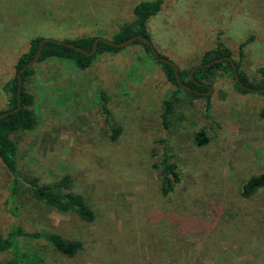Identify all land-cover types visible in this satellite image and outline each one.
<instances>
[{
	"label": "rangeland",
	"instance_id": "obj_1",
	"mask_svg": "<svg viewBox=\"0 0 264 264\" xmlns=\"http://www.w3.org/2000/svg\"><path fill=\"white\" fill-rule=\"evenodd\" d=\"M141 1L149 0H0V111L33 37L110 39L134 20ZM146 27L157 52L179 70L201 63L220 40L250 81L261 79L264 0H164ZM250 36L241 57L238 46ZM32 67L26 89L36 123L10 134L21 173L14 198L13 175L0 160V236L20 225L82 242L69 257L21 237L19 247L44 264H264V187L242 194L251 176L264 173V91H238L220 68L204 81L210 92L191 97L140 44L101 53L86 68L55 57ZM109 124L119 129L114 140ZM199 130L208 137L202 145L194 141ZM163 153L178 174L166 195L155 167ZM64 176L93 211L91 221L37 200L25 181ZM12 254L0 253V262Z\"/></svg>",
	"mask_w": 264,
	"mask_h": 264
},
{
	"label": "trees",
	"instance_id": "obj_2",
	"mask_svg": "<svg viewBox=\"0 0 264 264\" xmlns=\"http://www.w3.org/2000/svg\"><path fill=\"white\" fill-rule=\"evenodd\" d=\"M164 0H149L141 1L133 7L134 20L131 22L124 23L118 27L110 38L114 42H122L131 36L141 35L146 39H150L146 27V21L157 12L160 11ZM96 36H83L76 39H63L56 40L52 38H46L43 42L41 54L36 62H42L48 58L55 57L57 59L67 60L74 63L79 68L88 67L95 57L104 52H116L124 47H115L109 45L103 41H99L97 49L93 55H87L82 51L76 49L69 44L81 47L85 51H90L93 40ZM44 37L36 36L33 37L29 42V48L26 52L22 53L15 63V75L13 78L7 81L5 88L9 94L8 108L14 109L18 103V79L17 72L21 69L27 61H29L36 53L40 42ZM251 40V36L242 41L238 46L239 55L242 57L244 46ZM130 44L142 45L152 56V58L161 65L166 79L172 82L178 90H183L175 80L174 67L168 63L158 60L154 57L150 45L147 43L135 39ZM160 56L166 58L164 55L159 53ZM229 56L231 57V50L224 46V44L217 40L214 48L204 52L201 63H207L218 57ZM241 60H234L241 82L251 88L264 87V67L258 69L261 74L259 81H250L245 73L240 69ZM220 68H226L229 70L230 75L234 77L231 62L227 59H222L219 62H215L211 65L197 68L192 74V78L199 83L193 81L190 77L191 68L185 70H179L178 75L180 81L194 88L199 92L208 90V85L204 82L211 83L212 77L216 71ZM34 73L32 65L21 73L22 84L20 91V104L21 107L15 110L5 117L0 118V160L8 171L13 175L11 197L18 193V185L21 179V173L17 168V144L10 137V134L18 130H31L34 128L36 123L34 110L31 108L34 97L31 92L26 89V82L29 77ZM235 88L246 93L249 90L239 85L235 80ZM191 97H199L201 93H194L192 91L184 90ZM101 99V110L105 114V121L109 122V108L107 107L108 98L104 92H100ZM5 109V110H7ZM170 109L168 101H165V109L161 114L163 124L167 125V114ZM0 111L2 113L3 111ZM110 125V124H109ZM113 128L111 139L114 140L119 129L110 125ZM194 141L197 145H202L208 141V137L205 135L203 130H199L194 137ZM172 155L163 153L161 161L155 165L159 169V177L161 180V191L163 194H168L171 188L172 179L177 180L178 174L176 171V163L172 159ZM172 177V179L170 178ZM25 181L30 185L32 195L39 201H42L47 206L57 210L61 213L75 212L82 219L91 221L93 219V211L89 205L85 202L80 194L73 192L70 188V178L64 176L59 181L42 184L39 183L36 178H28ZM264 187V173L251 176L242 186V194L248 197ZM30 238L44 240L51 244L59 252L72 257L79 250L82 249V242L79 240H68L63 238L60 234L47 231V230H26L24 227L18 225L14 226L7 234V236H0V253L6 251H12L13 254L10 258L1 261L0 264H44L43 258L39 257L35 253H29L28 251L22 250L20 245V238Z\"/></svg>",
	"mask_w": 264,
	"mask_h": 264
},
{
	"label": "water",
	"instance_id": "obj_3",
	"mask_svg": "<svg viewBox=\"0 0 264 264\" xmlns=\"http://www.w3.org/2000/svg\"><path fill=\"white\" fill-rule=\"evenodd\" d=\"M135 39H139V40L147 43L148 45H150L151 50H152V53H153V55H154L155 58H157L158 60L163 61L165 63H168V64H170V65H172L174 67L175 80H176L177 84L182 89L188 90V91H192V92L197 93V94L198 93H202V92H199V91L195 90L194 88H191L190 86H187V85L183 84L180 81V79H179V75H178L179 69H178L177 65L175 63H173L172 61H170L169 59L160 56L159 53L157 52V50L154 48L151 40L150 39H146V38H144L141 35L131 36L130 38H128V39H126V40H124L122 42H114V41H112L109 38H105V37H101V36H96L95 39L93 40L92 47H91V50L90 51H85L81 47L74 46L73 44H69V45L75 47L76 49L82 51L83 53H85L87 55H93L95 53L96 49H97V44H98L99 41H103V42H105V43H107L109 45L115 46V47H124V46L130 44ZM45 40H46V38H43V40L40 42V45H39L36 53L33 55V57L29 61H27V63L21 69H19L18 72H17V79H18V103H17V106L14 109H7V110L3 111L2 113H0V118L5 117L9 113H11V112H13L15 110H18L21 107V104H20V91H21V84H22L21 73L23 72V70H25L26 68L30 67L32 64H34L38 60V58H39V56L41 54L43 42ZM222 59H227V60H229L231 62L235 80H236V82L239 85H241L242 87H245L248 90L264 91V87L251 88V87H248V86L244 85L241 82V80H240V77H239V74H238L236 65L234 63V60L231 57H229V56L218 57V58H216V59H214L212 61H209L207 63H199V64L193 66L192 69L189 72L190 77L192 78V74H193L194 70H196L197 68H201V67H204V66L211 65V64H213L215 62L221 61ZM193 81H195L196 83H199L198 81H196L194 79H193ZM210 90H211V87L208 86V90L206 92H204V93H209Z\"/></svg>",
	"mask_w": 264,
	"mask_h": 264
},
{
	"label": "crops",
	"instance_id": "obj_4",
	"mask_svg": "<svg viewBox=\"0 0 264 264\" xmlns=\"http://www.w3.org/2000/svg\"><path fill=\"white\" fill-rule=\"evenodd\" d=\"M47 60V59H46Z\"/></svg>",
	"mask_w": 264,
	"mask_h": 264
}]
</instances>
